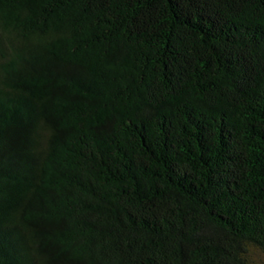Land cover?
<instances>
[{"label": "trees", "instance_id": "obj_1", "mask_svg": "<svg viewBox=\"0 0 264 264\" xmlns=\"http://www.w3.org/2000/svg\"><path fill=\"white\" fill-rule=\"evenodd\" d=\"M264 0H0V264H254Z\"/></svg>", "mask_w": 264, "mask_h": 264}, {"label": "rangeland", "instance_id": "obj_2", "mask_svg": "<svg viewBox=\"0 0 264 264\" xmlns=\"http://www.w3.org/2000/svg\"><path fill=\"white\" fill-rule=\"evenodd\" d=\"M250 257L254 264H264V254L259 249L252 247Z\"/></svg>", "mask_w": 264, "mask_h": 264}]
</instances>
